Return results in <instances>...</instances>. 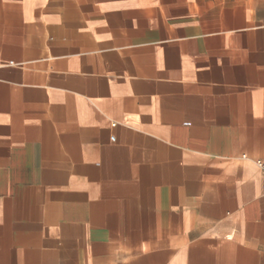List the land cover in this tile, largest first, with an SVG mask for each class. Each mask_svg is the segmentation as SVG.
Here are the masks:
<instances>
[{
	"label": "crops",
	"instance_id": "obj_1",
	"mask_svg": "<svg viewBox=\"0 0 264 264\" xmlns=\"http://www.w3.org/2000/svg\"><path fill=\"white\" fill-rule=\"evenodd\" d=\"M257 158L264 0H0V264H264Z\"/></svg>",
	"mask_w": 264,
	"mask_h": 264
},
{
	"label": "built area",
	"instance_id": "obj_2",
	"mask_svg": "<svg viewBox=\"0 0 264 264\" xmlns=\"http://www.w3.org/2000/svg\"><path fill=\"white\" fill-rule=\"evenodd\" d=\"M116 123L115 122H113V125H115ZM115 137L114 136H112V139H114ZM256 164H257V166L260 168V170H261V172H262V174H263V176H264V158H257L256 159ZM263 190H264V185H263Z\"/></svg>",
	"mask_w": 264,
	"mask_h": 264
}]
</instances>
